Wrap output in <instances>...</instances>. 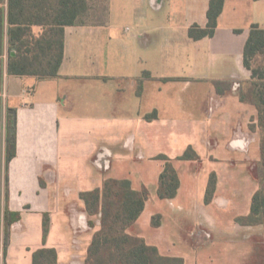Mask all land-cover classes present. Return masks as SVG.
Returning a JSON list of instances; mask_svg holds the SVG:
<instances>
[{
  "label": "crops",
  "instance_id": "crops-1",
  "mask_svg": "<svg viewBox=\"0 0 264 264\" xmlns=\"http://www.w3.org/2000/svg\"><path fill=\"white\" fill-rule=\"evenodd\" d=\"M111 1L86 0L75 23L63 25L57 74L40 77L8 73V2L0 0V148L4 165L11 111L17 153L8 167V203L21 212L0 264H32L41 247L55 248L58 264H86L101 216L88 213L80 194L102 187L107 178L148 189L144 210L127 232L161 255L188 264L217 249L229 258L223 264H264V223L238 221L250 213L260 160V135L250 128L258 111L241 98L251 81L244 65L249 29L235 31L242 29L236 20L244 0H225L214 35L199 40L188 31L194 24L206 26L210 0H140L137 17L128 20L113 13ZM245 1L257 10L264 4ZM20 8L14 7V29L26 27L23 39L31 43L43 36L54 40L48 58L56 57L60 35L49 27L60 24L38 22L39 7ZM18 53L14 47L12 54ZM189 147L199 159L179 158ZM161 155L180 179L173 198L158 195L166 164ZM134 165L157 167L149 175ZM212 173L216 188L206 202ZM45 213L50 225L44 241ZM157 215L160 223L154 225Z\"/></svg>",
  "mask_w": 264,
  "mask_h": 264
},
{
  "label": "trees",
  "instance_id": "trees-1",
  "mask_svg": "<svg viewBox=\"0 0 264 264\" xmlns=\"http://www.w3.org/2000/svg\"><path fill=\"white\" fill-rule=\"evenodd\" d=\"M7 37H8V73L13 75L32 74L40 77H52L58 72L63 59V32L64 24H74L77 18L87 9L86 0H7ZM225 0H210L207 10L208 22L205 27L194 24L189 28L188 34L195 40L213 36L218 26V18L223 11ZM21 5L22 11L27 4L39 7L40 18L38 22H53L60 24L51 25L49 31L55 30L60 35L57 46L58 53L49 56L53 41L43 36L31 43L23 35L26 27L14 29V7ZM241 32V29H235ZM5 33L4 9L0 8V56L3 53V37ZM16 38V41H14ZM18 40V41H17ZM44 40V41H43ZM17 48L19 58L12 54ZM1 61V60H0ZM244 65L251 71V81L248 94L242 93V100L253 103L258 111L257 120L250 124V128L258 131L260 135V160L257 167L259 188L252 197L250 213L239 217L238 221L246 225L264 223V27L253 23L249 28L248 38L244 46ZM219 86V85H218ZM221 93V91H220ZM151 115H147L150 118ZM17 153V132L15 115L9 111L6 136L4 165L0 148V174L5 169L4 183V210H3V249L2 258L7 255L10 239L11 225L20 220L21 212L9 208V162ZM160 158L166 160L164 170L159 177L158 195L160 198H173L180 187V179L171 160L165 155ZM180 159H199V155L189 147ZM217 183V176L212 173L206 191V202L213 197ZM43 184V183H42ZM81 198L86 204L90 215L100 214L101 225L94 233L88 248L86 264H184L181 257H168L160 254L158 248L149 245L138 236L127 232L144 210L149 191L146 187L136 190L132 187L131 180L122 178H107L102 187L84 191ZM160 215L153 217V224L160 223ZM93 227V220L89 221ZM50 219L47 213L43 219V240L49 232ZM1 245V243H0ZM32 264H58V255L55 248L41 247L33 252Z\"/></svg>",
  "mask_w": 264,
  "mask_h": 264
},
{
  "label": "rangeland",
  "instance_id": "rangeland-1",
  "mask_svg": "<svg viewBox=\"0 0 264 264\" xmlns=\"http://www.w3.org/2000/svg\"><path fill=\"white\" fill-rule=\"evenodd\" d=\"M139 1L140 0H112L111 1L112 11L118 18L125 19V20L132 19L134 17H137L138 15ZM171 1L172 3L175 2V0H171ZM238 4H239L238 10L240 12V15H239V18L236 20V24L240 28H242L241 30H248L253 23H258L260 26H264V4L260 3L258 10L253 7L250 8L251 4L247 3L245 0H244V3L243 1H239ZM165 12L166 10L162 12L164 13L163 16L165 15ZM150 13H151L149 14L150 17H158V15L154 14V12H150ZM249 14L251 15L253 14V15L248 16ZM249 86H250V82L245 84L244 93L248 94ZM134 166L137 172L141 171L143 173L145 172L146 174L149 172V175H150V169L152 168L154 169V167H157V165H134ZM128 167H131V165H129ZM1 173H2L1 174L2 188L0 191V243H1L0 257H2V249H3V244H2L3 231L2 230H3L4 183H5V174L3 172ZM120 176H125V175L121 173ZM222 253L217 249L206 250L203 253L198 254L197 257H192L191 259H189L188 264H223V261L229 258L228 256H226L225 254L223 255Z\"/></svg>",
  "mask_w": 264,
  "mask_h": 264
}]
</instances>
